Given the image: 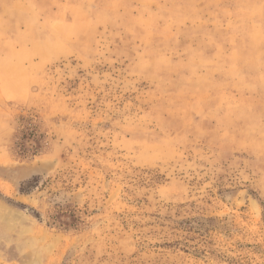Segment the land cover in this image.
<instances>
[{"label":"rangeland","instance_id":"rangeland-1","mask_svg":"<svg viewBox=\"0 0 264 264\" xmlns=\"http://www.w3.org/2000/svg\"><path fill=\"white\" fill-rule=\"evenodd\" d=\"M0 264H264V0H0Z\"/></svg>","mask_w":264,"mask_h":264}]
</instances>
